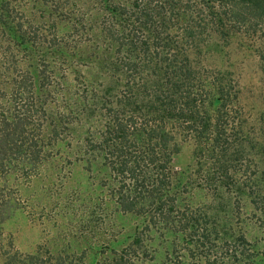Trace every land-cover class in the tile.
<instances>
[{
  "label": "trees",
  "instance_id": "16d2710c",
  "mask_svg": "<svg viewBox=\"0 0 264 264\" xmlns=\"http://www.w3.org/2000/svg\"><path fill=\"white\" fill-rule=\"evenodd\" d=\"M64 1L46 10L59 41L43 42L42 52L30 24L10 19L13 8L0 0V29L11 39L0 52V228L10 200L2 183L43 169L70 130L69 153L95 174L99 206L139 224L88 256L48 251L5 264L263 263L264 132L245 134L231 72L206 63L241 38H252L264 61V0ZM188 141L203 142L194 171L201 186L243 201L254 234L224 226L206 254L173 263L178 244L199 248L184 173L174 165ZM158 240L167 245L153 250Z\"/></svg>",
  "mask_w": 264,
  "mask_h": 264
},
{
  "label": "rangeland",
  "instance_id": "374dc122",
  "mask_svg": "<svg viewBox=\"0 0 264 264\" xmlns=\"http://www.w3.org/2000/svg\"><path fill=\"white\" fill-rule=\"evenodd\" d=\"M7 1L13 8L10 19L30 24L26 32L30 33L32 41H37L42 52L59 41L55 30L48 25L46 10L48 7L57 9L64 0ZM8 40H11L10 37L0 29V52L7 51ZM43 42L47 43L46 48ZM255 46L252 38L232 41L225 46L222 56H212L206 63L231 72L236 82L234 108L238 121L242 123V130L247 131L245 134L250 137L264 132V61L258 57V53H262L261 48ZM19 53L20 57L24 55L26 58L27 54H22V50ZM10 54L18 56L17 51H10ZM232 136L237 137L233 133ZM62 138L65 145L53 150L50 155L53 159L43 169L28 172L22 179L13 176L2 183L6 186L3 196L11 201L8 200V207L3 210L6 222L0 228V264H5V258L13 255L24 260L30 254L40 253L47 258L48 251L60 252L65 256L72 253L80 255L86 249L85 255L88 256L90 252L87 251L96 245L106 244L109 237H126L139 224L132 216L114 213L110 206H99L100 191L96 186L95 174H89L84 165L69 153L76 138L74 131H64ZM202 146L203 142L188 141L174 158V165L184 173L183 183L187 184L188 211L198 220L191 231L195 236L192 238H199V248L195 251V245L178 244L176 252L169 259L173 263L184 253L197 257L201 253L206 254L210 241L214 240L218 231L224 232V226L226 229H241L242 233L249 232L250 239L254 234L251 232L253 216L245 212L243 201H226L224 196L219 198L218 194L201 186L199 178L194 176L195 151ZM245 164L248 165L247 160ZM84 200L87 203L81 205L79 202ZM165 240L156 241L153 250L164 249L167 245ZM249 244L252 245L253 241ZM74 259L77 263L78 258ZM156 261L160 264L165 259L157 257Z\"/></svg>",
  "mask_w": 264,
  "mask_h": 264
}]
</instances>
